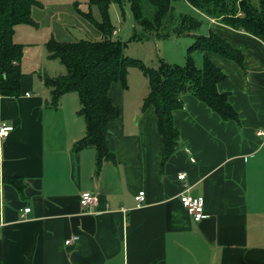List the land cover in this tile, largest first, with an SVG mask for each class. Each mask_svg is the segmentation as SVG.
<instances>
[{
  "label": "crops",
  "instance_id": "obj_1",
  "mask_svg": "<svg viewBox=\"0 0 264 264\" xmlns=\"http://www.w3.org/2000/svg\"><path fill=\"white\" fill-rule=\"evenodd\" d=\"M39 24L36 30L45 25ZM17 32L18 26L15 41L23 44ZM211 32L244 56L239 65L208 55L226 75L219 90L230 94L241 123L224 121L195 96H183V108L174 112L181 148L166 163L156 111L142 112L146 77L137 95L130 83L110 89L121 108L108 133L117 163L105 162L100 170L95 148L74 149L86 135L76 93L54 106L43 76L29 73L21 96L0 92V125L13 128L3 142L1 181L19 177L25 183L22 197L1 182L0 264H264V42L205 17L201 34ZM71 34L57 28L48 41ZM183 40L179 61L194 36ZM182 173L185 180L178 178ZM141 191L146 200L138 205ZM84 192L99 197L91 211L80 204ZM184 192L204 197L205 219L189 214L180 200Z\"/></svg>",
  "mask_w": 264,
  "mask_h": 264
},
{
  "label": "trees",
  "instance_id": "obj_2",
  "mask_svg": "<svg viewBox=\"0 0 264 264\" xmlns=\"http://www.w3.org/2000/svg\"><path fill=\"white\" fill-rule=\"evenodd\" d=\"M113 1L89 0L90 6H97L102 20L94 18L91 12L77 8L80 17L100 34L97 40H64L51 38L47 43L48 58L58 60L67 70L65 75L50 77L43 75V81L51 90V104L57 106L61 98L76 93L81 103L80 115L86 123V135L74 145L76 151L93 147L97 150V169L105 162L117 163L116 155L108 145L109 125L120 118L121 108L114 104L110 89L115 82H121L127 89L131 68L140 69L149 83L142 112L153 108L156 111L159 131L164 140V163L180 148V131L175 125L174 112L183 108V96L190 94L205 103L224 121L241 123L240 115L230 100V94L221 92L219 84L226 79L225 73L208 57L218 54L244 64V56L211 32L208 36L199 33L204 18L220 20L223 24L247 32L264 42V0H182L200 12L199 15L175 13L174 3L179 0H125L131 6L135 20L134 39L147 40L149 34L168 39L172 36H194L188 47L184 65L160 59L159 66L152 68L143 61L126 56V45L114 39V28L109 15ZM146 4L153 8L147 15ZM39 0H0V92L5 97L22 95V63L25 45L15 41L17 26L29 24L38 27L32 13L42 7ZM123 14L124 11H123ZM168 20V23H167ZM171 29L167 30V24ZM140 28L143 33H138ZM204 56L201 67L196 55ZM14 186L25 196V183L19 177L2 179Z\"/></svg>",
  "mask_w": 264,
  "mask_h": 264
},
{
  "label": "rangeland",
  "instance_id": "obj_3",
  "mask_svg": "<svg viewBox=\"0 0 264 264\" xmlns=\"http://www.w3.org/2000/svg\"><path fill=\"white\" fill-rule=\"evenodd\" d=\"M45 9H34L32 16L35 21L43 22L40 30L38 27L21 24L18 26L17 41L25 45V54L23 59V74H35L37 78L42 77L41 72L46 71L50 77H59L65 75L67 70L58 60L48 58L46 41L51 37L55 29L71 30L72 34L67 40H97L100 39L99 32L88 22H84L77 15L79 8L84 12H91L95 19L101 21L102 16L97 6H90L89 0H39ZM76 1L80 2L79 7H75ZM122 0V4L118 1H113L109 7V15L112 26L119 29V33L114 35V39L126 45V56L132 59L143 61L147 66L157 68L160 59L174 62L178 65H184L185 59L179 61V53L184 46L187 36H182L181 40L174 42L170 38H157L154 34H149L147 40L134 39V16L131 6ZM175 13L178 15L182 12L189 13L190 6L182 0L174 3ZM123 11L125 14H123ZM147 15L151 16L153 8L146 4ZM168 23V20H167ZM167 30L171 29V24H167ZM203 29V27H202ZM202 29L199 33H202ZM138 33H143L140 28H137ZM192 43H190L191 45ZM186 47V50L190 46ZM197 65L203 64V54L196 55ZM147 83L145 75L138 68H131L128 76V84L132 86V92L137 95L136 91L141 88L142 83Z\"/></svg>",
  "mask_w": 264,
  "mask_h": 264
},
{
  "label": "built area",
  "instance_id": "obj_4",
  "mask_svg": "<svg viewBox=\"0 0 264 264\" xmlns=\"http://www.w3.org/2000/svg\"><path fill=\"white\" fill-rule=\"evenodd\" d=\"M117 31L115 32V34ZM13 128L6 123L0 125V164L3 158V142L10 135ZM179 180H185L186 175L180 174L178 176ZM0 194H1V183H0ZM146 200L145 192L141 191L138 196H136V201L138 205H142ZM181 203L188 210L189 214L196 220L201 221L207 217L205 213V199L204 197H196L189 193H182L180 196ZM1 202V201H0ZM99 197L96 193L93 192H84L80 195V204L84 211H91L98 205ZM30 212V208L25 209V213ZM0 218L1 210H0ZM3 220H0L2 224ZM77 240V237H73L66 241L67 245H72Z\"/></svg>",
  "mask_w": 264,
  "mask_h": 264
},
{
  "label": "water",
  "instance_id": "obj_5",
  "mask_svg": "<svg viewBox=\"0 0 264 264\" xmlns=\"http://www.w3.org/2000/svg\"><path fill=\"white\" fill-rule=\"evenodd\" d=\"M41 79V78H40Z\"/></svg>",
  "mask_w": 264,
  "mask_h": 264
}]
</instances>
